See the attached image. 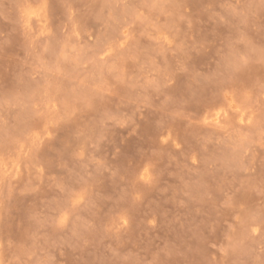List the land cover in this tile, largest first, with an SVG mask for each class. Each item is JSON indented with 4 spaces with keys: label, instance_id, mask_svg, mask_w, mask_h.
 <instances>
[{
    "label": "rangeland",
    "instance_id": "rangeland-1",
    "mask_svg": "<svg viewBox=\"0 0 264 264\" xmlns=\"http://www.w3.org/2000/svg\"><path fill=\"white\" fill-rule=\"evenodd\" d=\"M0 264H264V0H0Z\"/></svg>",
    "mask_w": 264,
    "mask_h": 264
}]
</instances>
